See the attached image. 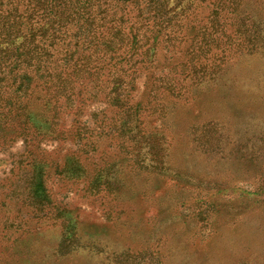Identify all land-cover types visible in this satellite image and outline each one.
<instances>
[{"label": "rangeland", "instance_id": "obj_1", "mask_svg": "<svg viewBox=\"0 0 264 264\" xmlns=\"http://www.w3.org/2000/svg\"><path fill=\"white\" fill-rule=\"evenodd\" d=\"M216 1L139 74L141 134L90 86L0 141V264H264V0L203 34Z\"/></svg>", "mask_w": 264, "mask_h": 264}, {"label": "trees", "instance_id": "obj_2", "mask_svg": "<svg viewBox=\"0 0 264 264\" xmlns=\"http://www.w3.org/2000/svg\"><path fill=\"white\" fill-rule=\"evenodd\" d=\"M193 2L0 0V141L22 139L31 146L40 136L52 135L57 103L62 99L71 108L76 95L90 86L121 109L117 128L141 134L142 108L133 104L132 91L160 46L176 47L184 30L180 23ZM212 8L211 19L198 30L203 34L229 25L231 7L219 0ZM194 63L196 72L206 70ZM77 136L83 139L82 133Z\"/></svg>", "mask_w": 264, "mask_h": 264}]
</instances>
